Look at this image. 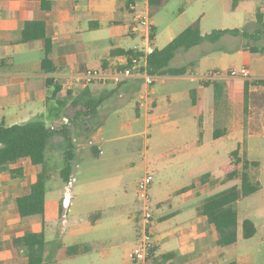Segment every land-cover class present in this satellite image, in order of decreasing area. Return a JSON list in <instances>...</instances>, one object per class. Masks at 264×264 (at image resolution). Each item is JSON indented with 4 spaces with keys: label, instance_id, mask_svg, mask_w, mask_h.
<instances>
[{
    "label": "rangeland",
    "instance_id": "rangeland-1",
    "mask_svg": "<svg viewBox=\"0 0 264 264\" xmlns=\"http://www.w3.org/2000/svg\"><path fill=\"white\" fill-rule=\"evenodd\" d=\"M187 1L170 0L162 9H151V18L158 25L154 48L165 47L170 42L168 37L172 33L177 35L187 24L197 19L201 20L203 14L205 16L200 21L202 36L224 28H245L249 32L260 28L255 21L256 7L260 0L241 1L239 8L243 11L235 12H222L229 5V2L226 3L224 0H200L192 6H188ZM141 2L142 0L138 5L139 10L142 11ZM183 10H186L185 13L180 14ZM170 21H173V25L164 26ZM124 32L126 33V29H123ZM97 35L106 36V29L102 34ZM103 42L105 43L101 45L102 50L94 54L99 56H91L90 61L104 57L107 47L110 49L117 46L128 49L141 47L143 43L141 37L137 36H122L107 42L103 39ZM244 42L249 48L258 49L255 53L250 49L244 52L251 53L248 59H251L255 67L263 70L264 73L263 35H260L256 41H243L241 37L223 36L215 43L205 41L188 51L180 50L171 60L170 67H181L194 62L196 69L193 68L191 73L185 76H160L151 85L149 99L155 105H148L147 122L144 121V109L137 108L134 91L129 96L125 95L123 101H115L114 97L109 98L105 106L97 111V115L89 119L88 128L85 129L82 127L88 119L80 118L74 121L75 109L70 105L72 100L68 101L62 115L68 117L69 123L72 122L70 132L76 139L74 147L82 145V150L81 153L75 152L68 186L64 185L59 176L65 140L62 137L53 139L47 150L49 154V150L54 148L53 156L46 154L48 178L45 182V236L48 240H52L47 241V246L56 247V237L60 236L61 231L70 230L71 224L87 222L88 217L97 211H103L111 217H122L123 222L121 225H113L110 224L111 218L98 224L92 229V233L86 232L83 236L74 234V239L73 236L72 238L61 236V244L66 245H73L76 242L99 243L92 252L75 260H66L65 264H133L129 258L135 243L137 225L126 217L129 211L136 217L139 213L136 183L146 174L152 176L149 187L153 188L152 194L154 189L161 190V193L165 194L170 188H182L190 184L197 186L201 182V177L209 173L210 179L206 181V188H218V190L206 194L203 201L234 183L222 186L212 183L213 179L222 177L220 166L228 161L229 152L236 150L238 146L237 142L226 141L224 138L215 140L212 138L213 130L231 129L234 123L245 127L248 120L253 119L258 127L255 132L264 131V108L256 111L251 108L246 113L242 111V83L245 79L225 76L229 68L239 69L242 66L243 56L240 52L243 51ZM89 64L94 65L93 62ZM214 72L224 76L218 82L232 81L235 90L236 85L240 86L237 91L239 93L234 94L232 100L222 98L214 104L211 87L199 90L200 80ZM137 80L140 84L144 83L142 79L135 78L120 85L128 86L132 84L129 83L130 81ZM146 87L148 94L150 91L148 86ZM110 88V85L98 86L100 95L107 94L106 90ZM250 89L260 92L264 86L250 87ZM194 91H197V97L200 93L204 100L207 99L204 115H207L208 109L211 111L209 115H213L211 124L205 123L198 145L196 144L199 139L197 122L198 117L202 120L203 114L198 115V108L191 104L190 93ZM93 122L95 126L91 128ZM87 141H91L93 145H88ZM253 141L255 151L249 158L264 164V138H253ZM241 147L243 155L245 143L240 145ZM258 169L259 167L249 168L252 178H260ZM263 178L264 176L261 180L264 185ZM67 191L71 198V206L68 211H63V219H59L56 217V206L60 197ZM259 203H264V200L256 197L249 200L253 209H257ZM245 206L246 203L239 206L240 215ZM152 211L154 212V208ZM252 218L256 221L258 237L249 241L240 239L236 243V255L241 256L247 264H264V206ZM109 253L110 256H107Z\"/></svg>",
    "mask_w": 264,
    "mask_h": 264
},
{
    "label": "crops",
    "instance_id": "crops-1",
    "mask_svg": "<svg viewBox=\"0 0 264 264\" xmlns=\"http://www.w3.org/2000/svg\"><path fill=\"white\" fill-rule=\"evenodd\" d=\"M46 1L50 3L49 10L42 9L40 0H0V125L12 126L28 123L37 119H42L47 126L56 127L62 125L61 119L64 117V115H62L63 111L57 114L58 112H55L54 109L57 107L55 104L64 99L65 91L71 92L69 100L75 98L87 100L90 98H97L98 95H100L98 89V86L100 85L111 86L106 92H110L114 88V85L112 84L95 83L87 86L81 84L76 79L77 75L82 72V70L79 69L80 66H85V69L102 67V61L108 57L111 50L143 49L146 51L147 48H154V41L157 34L156 28L158 27L157 23L154 19L149 17L151 30L154 31L153 39L145 37L142 28H140L138 33H133L131 31L133 13L127 9V0ZM140 1L141 0H135L134 2L139 3ZM198 1L200 0L187 1L188 6H192ZM224 1L226 3L229 2V5L225 7L222 12L243 11V9L239 8V3L241 1L234 10L231 7L232 0ZM142 2L141 6L143 5ZM258 8L263 15L264 21V0H260V3H258L256 12L259 10ZM143 10L145 11L144 8ZM185 11L186 10L181 11L180 14L185 13ZM204 16L205 14L200 17L201 20H203ZM31 21H41L45 25L46 35L52 42V52L49 56L54 69L52 72L47 73L42 69V59L44 57L42 42L39 40H33L30 42L22 41L24 24ZM190 24H187L182 30ZM170 25H173V21H170V23H167V25L164 26L169 27ZM104 29L107 31L106 36L97 35L102 34ZM123 29H126V33H123ZM122 36L141 37L143 41L142 46H135L128 49L117 46H113L110 49L107 47V53L104 57L96 59L95 61H90L91 56H99L94 54H97L102 50L101 45L105 43L103 42V39L107 42L108 40H112L113 38L118 39ZM175 36L176 35L172 33L168 37V40L171 41ZM240 54L243 56L242 66L249 69L251 77L253 79L264 78L263 70L255 67L254 62H252L251 59H248L251 53L242 51ZM91 62H93L94 65H90L89 63ZM117 63H124V59L119 56L115 57L110 60L109 65L113 66ZM190 78L193 77L190 76ZM46 79H52L54 84L61 87V91L53 99L52 89L47 87ZM203 79L204 78L199 82V90L207 88V86L204 87L201 85ZM129 83L132 84H128V86L127 84L123 85L121 89H118V93L110 98L114 97L115 101H123L125 95L129 96L131 92L134 91L133 95L137 102V108L144 109V121L147 122L149 118L148 105L154 104L153 101L149 99L151 86L148 87V91L150 92L147 94V87L144 83L140 84L138 80L130 81ZM208 87H211L212 89V86ZM239 88L240 86L238 87L236 85V90L235 88L233 89V95L239 93L237 92ZM250 91L256 92V89H250ZM194 92H196V104L194 107L198 108V115L203 114V129L205 123H208L209 125L211 124L210 121L212 120L213 115H209L211 112L210 109H208V112L206 110L205 112H207V115H204V108L207 99L204 100L199 92V96L197 97V91ZM263 92L264 89L260 90L258 93ZM105 103L98 108V112L103 106H105ZM50 108L53 110V113L57 115L50 114ZM250 109L251 108H249V110ZM253 109L255 111L259 110L256 107H253ZM88 121L89 120L85 121L82 128H88ZM71 125L72 122L67 125L70 135H72L70 132ZM94 126L93 122L91 128ZM257 128V123L253 119H249L245 127L238 126L234 123L231 129H223V135L215 140L224 138L226 141L237 142V145L239 146L245 143L246 147L243 154H245L249 161H256L249 158L250 154L255 151L253 138H264V131L257 133L255 132ZM57 137L60 139L62 136H56L53 139ZM71 138L73 139V142L76 141L72 136ZM53 139H51V141ZM198 140L196 141L197 145L200 144ZM51 141L49 142L47 150L49 149ZM61 146H63L62 143ZM81 148L82 145L74 147V155L75 152L81 153ZM53 149L54 148L49 150V154H47L46 150V154L48 156L50 154L53 156ZM232 151H230L229 154ZM240 154H242V147L240 148ZM45 162V169L48 174V162L46 156ZM228 162L229 156L228 161L225 164ZM224 165L220 166L221 170ZM258 167L260 178L257 180L259 181L261 188L253 195L233 204L238 218L237 242L242 239L241 223L246 219L251 220L256 228L255 235L247 241L258 237L256 221H254L252 217L264 206L261 205L264 203H259L260 206L257 209H253V206L249 204V200L255 197L264 200V185L261 180V177L264 176V164L259 162ZM40 169L41 167L34 166L29 160L23 159L0 171V264H17L18 258L21 259V264L27 263V259L23 257L25 249H20L21 252L18 256V250L13 245V238L22 236L26 232L39 233L40 231H43L46 250H49L48 248L53 251L56 249L54 245L47 246V241L49 242L52 240H48L45 236L46 225L44 217L46 202L44 215L42 217L32 216L20 218L15 208V200L28 193V188L30 184L36 180V176L40 172ZM11 170H21V175L12 177L10 173ZM221 178L222 177H217L216 179ZM64 185L68 186V184L65 183ZM206 185L207 183L200 182L197 186L190 184L182 188H170L168 193L165 194H162L161 190L157 189H154L152 194L151 189L153 190V188L149 190L151 191L149 194L154 208L152 231L155 240L154 252L151 256L150 264H227L232 261L236 264H247V262L243 261L241 256L236 255V244L232 247H220L217 245V232L212 225L208 224L206 217L198 213V208L203 203L205 195L218 190V188H206ZM63 198L64 195L60 197L56 206V217L59 219H63V211H68L71 206V198L68 196V199L65 201L66 207L62 204ZM242 203H246L247 206H245L244 210L242 209L240 215L239 206ZM97 212L102 213L101 218L96 219L93 222L88 219L87 222L71 224L69 227L70 230L65 229L63 232L61 231L59 234L60 236L56 237L57 246H71L61 244V236H69L70 238H72L74 234L83 236L86 232H91L98 224H102V222L111 218L110 224L121 225L123 222L122 217H111L103 211ZM127 214L128 216L126 218H129L131 221L133 220L136 225V216L130 213V211ZM64 222L65 220H63V223ZM56 238H54V241ZM74 238L75 237L73 236V239ZM83 244L90 247L89 252L46 264H65L66 260H75L78 257L85 256L92 252L95 249V245H98L99 243H73V245ZM107 256H110V253L107 254ZM232 258H234V260H231Z\"/></svg>",
    "mask_w": 264,
    "mask_h": 264
},
{
    "label": "trees",
    "instance_id": "trees-1",
    "mask_svg": "<svg viewBox=\"0 0 264 264\" xmlns=\"http://www.w3.org/2000/svg\"><path fill=\"white\" fill-rule=\"evenodd\" d=\"M135 0H127L126 4ZM169 0H148V16L151 17L152 8H162ZM243 0H232L231 7L234 10L238 3ZM41 7L44 10L50 9V3L46 0H40ZM263 8V7H262ZM259 9V8H258ZM256 23L260 28L253 32L247 31L245 28L215 30L206 36H202L200 32V19H197L184 30L178 33L165 47L162 49L153 48L150 53L144 54L143 50H111L108 57L102 61V67H108L110 60L115 57H122L124 64L122 67L131 66V59H144V67L141 71H146L152 76H185L191 73L195 64L190 62L181 67H170V62L178 51H188L203 42H217L223 36H232L242 38L243 41H256L260 35L264 36V21L260 9L255 15ZM154 31L150 32V39H153ZM39 40L43 44L44 57L42 59V69L49 73L52 72L53 65L49 58L52 52V42L47 37L45 25L41 21H31L24 24L22 30V41L30 42ZM245 44L242 45V50L250 49L252 52H257L258 49L249 48ZM85 66H80L79 69L84 71ZM216 73V72H215ZM52 79H46L47 87L52 89V99L61 91V87L54 84ZM122 84V83H121ZM201 85L204 87L212 86L214 104L220 99L226 98L229 101L233 97V82L220 83L216 80H203ZM120 85H116L107 94L80 100L75 98L71 101V106L75 109L74 121L80 118L92 119L97 113V110L111 96L118 93ZM263 80L245 79L242 87V111L246 113L249 108L256 107L257 109L264 108V92L250 91V87H263ZM70 91H65L64 99L58 101L55 105V112L59 114L65 106L68 105ZM191 104H196V92L190 93ZM252 106V107H251ZM49 108V107H48ZM50 110V114L57 115ZM199 142L200 136L203 133L202 120L198 117ZM223 135V130L214 129L213 138L217 139ZM56 136H62L66 140L65 150L63 152V166L60 169L59 176L63 183L68 184L72 171V161L74 159V142L69 134L67 125H59L54 128L48 127L42 119L30 121L28 123L16 124L12 126L0 125V171L6 169L7 166L16 163L20 160L27 159L34 166L41 167L40 172L36 176V180L30 184L28 193L18 197L15 200V208L20 218L43 216L45 210V182L48 178L45 169L46 150L51 139ZM257 161H249L246 156L240 154V146L229 154V162L222 167V178L213 179V184H228L235 182L225 190L209 196L203 201L198 208V213L206 217L208 224L212 225L218 234L217 245L220 247H232L237 242V227L238 218L237 212L233 204L237 201L249 197L256 193L261 185L257 179H254L249 174L250 167H258ZM12 177L21 175V170H11ZM210 179V174L206 173L201 177V182L206 183ZM187 188V187H186ZM102 217L101 212H95L89 216V221L93 222ZM256 233V228L251 220H244L241 223V237L244 240L251 239ZM13 245L18 250L24 248V258L27 259L26 264H46L65 259L90 251L88 245H71V246H56V249L46 250L43 231L26 232L22 236L13 238ZM154 248L151 251L150 257L146 264L151 263V256ZM21 259L18 258L17 264H21ZM227 264H236L234 261Z\"/></svg>",
    "mask_w": 264,
    "mask_h": 264
},
{
    "label": "built area",
    "instance_id": "built-area-1",
    "mask_svg": "<svg viewBox=\"0 0 264 264\" xmlns=\"http://www.w3.org/2000/svg\"><path fill=\"white\" fill-rule=\"evenodd\" d=\"M142 7L145 11L139 10V5L137 2H130L127 9L133 13V24L131 26V31L133 33H138L140 28L144 30L145 37H150L151 23L148 16V0H143ZM143 50V49H136ZM151 48L143 50L144 54L150 53ZM124 63H117L114 67H100L96 69H86L80 72L76 79L81 84L87 86L91 84H107L111 83L113 85H118L123 82L137 79H142L146 86H151L159 76L148 75L146 71H141L144 67V59H131V66L122 67ZM223 75V74H222ZM219 73H209L203 80H222L224 76ZM226 78L240 77L244 79H253L248 68L241 66L237 68H229L225 72ZM254 80H263L264 78H257ZM69 119L64 116L61 119L62 125H67ZM54 128V126H48ZM88 145H92L91 141H87ZM152 182V176L149 174L144 175L136 183V194L139 203V213L136 217L137 233L135 235V243L131 250L130 259L133 264H146L147 259L151 255V251L154 248L155 240L152 231L153 227V204L150 198L149 190L150 184ZM70 182L68 183V185ZM69 192H65L63 198V206L68 199Z\"/></svg>",
    "mask_w": 264,
    "mask_h": 264
}]
</instances>
